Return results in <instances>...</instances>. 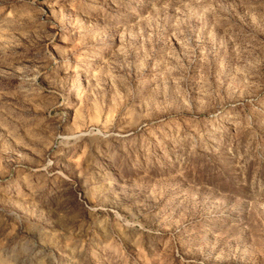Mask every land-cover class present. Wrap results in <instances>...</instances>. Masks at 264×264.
I'll return each mask as SVG.
<instances>
[{
	"label": "rangeland",
	"instance_id": "1",
	"mask_svg": "<svg viewBox=\"0 0 264 264\" xmlns=\"http://www.w3.org/2000/svg\"><path fill=\"white\" fill-rule=\"evenodd\" d=\"M0 264H264V0H0Z\"/></svg>",
	"mask_w": 264,
	"mask_h": 264
}]
</instances>
